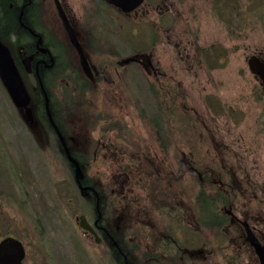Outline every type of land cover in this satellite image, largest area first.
Returning <instances> with one entry per match:
<instances>
[{"label":"rangeland","instance_id":"obj_1","mask_svg":"<svg viewBox=\"0 0 264 264\" xmlns=\"http://www.w3.org/2000/svg\"><path fill=\"white\" fill-rule=\"evenodd\" d=\"M67 1L73 9L71 18L75 19L72 21L69 18V20L77 24V30L80 31L79 40L89 61L95 66L99 65L104 72L106 69L108 74L107 82L102 81L100 84L102 87L106 86L111 80L117 83L118 90L104 92L97 86L98 83L88 86L83 84L84 80L74 71L73 74H68V63L63 61V57H67L69 49L66 51L63 42L65 33L53 1H48L46 5L42 1L40 6L38 5L36 15L53 38L64 45L54 51L59 57L60 67L67 66V68L54 80L50 79L59 97L64 138L69 148L75 146L76 152H79L77 155L80 158L83 177L85 176L90 185L101 190L105 199L115 204L112 209L118 214L119 230L116 231V240L128 244V249L132 247V252L140 264H248L245 253L235 257L230 251L224 250L217 257L211 253L205 258L206 252L212 251L208 247L198 257H192L187 253L186 257H181L179 261L178 248L173 246L172 242L163 243L165 246L159 248L165 253L162 257L154 256L156 252L152 251V248H158L159 240L157 239L155 243L153 240L163 232L169 231L174 237L177 236V220L169 214V211L174 213L177 201L182 207L179 211H182L184 219V246L188 250L192 247L200 248V241L196 244L190 241L193 240L192 236L195 233L193 227L197 226L198 221L194 212L205 213L206 209H203L201 204L206 198L202 199L205 195L201 192L200 195L198 194L201 187L197 184L198 179L194 181L182 173L186 169L185 163L188 160H184L186 158L181 152L187 154L196 166L212 163L215 166L213 173L218 177L224 171H229V168H234L235 163L232 159L237 158L240 152L238 143L232 146L231 142H236V138L240 135L246 139L249 136L247 132L250 126L254 124L255 116L263 113L262 101L257 102V97L251 95V88L256 84L248 74L246 55L243 52L249 44L253 47L258 45L264 50V20L259 19L261 23L257 24L248 19L252 16L255 7L264 5V0H238L240 11L247 17L245 21L242 19L241 23L237 18L240 16L235 15V10L228 8V13L231 14L228 17L230 29L233 31L229 33L230 35H227L228 32L224 29H216L215 25L210 32L209 27L203 24L201 36L205 33L208 38L204 43L209 44L218 40L224 43L226 52L219 54L203 49L201 51L199 48L198 51H192L188 58L185 54L181 63L167 45V39L173 32L169 30L157 36L154 33V20L146 22L139 17H125L120 11L106 5L96 7L94 0ZM31 20H34L33 17ZM182 22L184 23L178 27V31L187 32L186 34L190 36L189 21ZM201 23L202 19H199L197 24L201 25ZM148 28V33L153 39L149 45L146 34ZM1 29L2 26L0 33ZM37 29H42L45 35L50 37L44 26L37 24ZM5 40L12 44L13 50L16 51L14 48L18 44L16 35L13 38L5 36ZM21 40L22 43H28L25 36H22ZM147 50L152 51L154 58L160 61L159 70L163 74L160 79L175 76L174 84L165 81L161 86L167 84L166 86L155 85L154 89H148L150 79L140 68L141 66L130 64L126 68L119 69L120 67L116 65L117 57L123 58L131 53ZM70 52L74 65L79 63L77 53L72 50ZM215 54L219 58L227 57L224 64L213 59L217 57ZM193 61L194 65H192ZM23 79L29 92L34 96L35 92L39 91L34 77L25 74ZM3 94L5 95L6 92L0 85V130L7 124L6 116H1L3 108L6 111L12 108L14 112L12 117L15 118L13 123H21L16 120L19 116L15 108H7L3 105L5 101ZM152 113L161 123L158 129L160 134L158 142L153 139L155 136L150 131L149 121L146 122V118ZM103 116L109 117V124H112L110 132H116V135L112 136L116 142L115 148L123 146L118 135L120 125L123 126L122 135L127 139L124 148L130 152L127 153L128 158L124 154H111L113 150H105L104 156L102 151L95 154L97 149L95 143L100 139L105 140L106 125L103 124L102 119H99ZM13 123L11 121L12 125ZM235 125H239L237 132ZM71 137H75V144L71 143ZM169 140L170 143L176 144L178 158L176 174L177 166L174 165L172 147L163 149L156 145L158 143L168 145ZM33 142L32 140L31 143ZM246 147V143L242 142L241 148L244 150ZM259 151L257 156L249 152L243 153L246 162L256 168L253 169L256 180H258L256 173H262L260 179L264 178V143ZM213 160L215 162H210ZM39 161L33 170L34 178L29 179L34 182L35 195H32L28 202L33 206L34 213L30 212L31 215L24 210L21 211L23 214H20L21 223L27 228L34 227L30 224L32 221L36 225L37 220L43 221L45 228L42 234L43 241L41 239L40 244L37 245L42 246L51 255L49 258L52 256L53 258L42 262L38 260V264H121L107 242L102 240L101 244H96L83 238L78 232L74 217L82 212L90 222H93L94 201H91L92 194L89 197H84L81 191L79 194L74 173L68 163L64 164L59 156L55 159L49 157L47 161H43L46 163L44 165ZM126 163L128 170H125ZM45 166L47 167L43 169ZM233 180L236 183V179ZM11 189V185L5 183V190ZM163 198H166L167 205H162L164 210H161L157 206ZM249 199L250 197L245 201ZM66 200L74 201L73 205L70 204L67 216L58 209L60 205L66 203ZM51 202L55 207L54 211L48 206ZM262 202H255L260 209ZM11 204L15 208L13 210L19 208L18 202ZM26 209L29 208L26 206ZM52 212L56 213L59 219L54 218ZM262 214L264 215V210ZM62 218L69 232H64L60 227ZM152 219L155 224L153 229L149 226V221ZM117 222H114L113 226ZM200 227L203 233L198 239L206 245L211 243V239L215 240L208 228ZM55 254L59 257L56 258ZM253 264H256L255 261Z\"/></svg>","mask_w":264,"mask_h":264},{"label":"flooded vegetation","instance_id":"obj_2","mask_svg":"<svg viewBox=\"0 0 264 264\" xmlns=\"http://www.w3.org/2000/svg\"><path fill=\"white\" fill-rule=\"evenodd\" d=\"M42 1H44V5H46V3L51 0H0V26H2L0 41L8 48L9 54L13 59L14 65L17 67L24 86L26 85L23 75L28 74L31 75V77H34L35 83L39 88V91L35 92V95L33 96L26 86L29 97L28 106L31 108V115L28 116L25 113V109L17 108L12 103L7 90L0 80V85L3 91L6 92L5 95L3 94V98L5 99V101L2 100L4 102L3 105L7 108H15L16 113L19 116L16 120L18 123L21 122L19 124L13 123V119L15 118L12 117L14 114L11 110L12 108L10 111H6L5 108L2 109L1 116H6L5 119L7 124L4 126V129L0 130V244L8 238H12L19 243L23 249V256L20 259L19 264H38V260L42 262V260H52L53 258V256L49 258L51 255L48 254L42 246L37 245L40 244L41 239L43 241L42 234L45 229L42 224L43 221L39 222L37 220V225L32 221V223H30L34 226L32 228L30 226L28 228L26 226L24 227L21 223L22 218L20 217V214H23L24 210L29 214H31L30 212L34 213L33 206L28 203L29 198L32 197V195H35L33 192L34 182L29 181V179L34 178L35 172L33 170L35 166H37V162L39 160L47 161L49 157L55 159L59 156L60 159L64 161V164L66 162L68 163L70 170L74 173V180H76V164H78L79 169H81L80 158H78L77 155L79 152H76L75 146L72 147V149L69 148L70 146L64 138V128L62 127L60 117L59 97L56 89H53L51 83L52 79L54 80L57 75L63 74L67 68V66H64V68L60 67L58 60L59 57L54 51V49H60L64 45L56 38H53V35L48 31L45 24L37 17L36 10ZM52 1L65 33L63 42L66 45V51L69 49L67 51V57H63V61L68 63V74H73L72 72L74 71L84 80L85 83L83 84L90 86L98 83L97 86H99L100 90H103L104 92L118 90L117 83H113L111 80H109L110 83L106 86L102 87L100 84L102 81L107 82L108 74H106V69L104 72L99 65L95 66L89 61L87 54L84 51V47L79 40L80 31L77 30V24L71 22L73 9L68 4V1ZM94 1L96 7L106 5L109 8L116 9L123 13L120 8L110 5L106 0ZM13 5H15L16 14L13 22L7 24L9 20L6 11L8 9L11 10ZM58 7L63 11L68 20L72 31H74L76 41H78L80 45V51L83 53L86 62H88L89 69L86 72L81 66L80 54L70 40L69 31H67L63 20L60 18ZM230 7L235 10V15L240 16L237 17L239 18V23H241L242 19L245 21V18L247 17L242 11H240V2L238 0H142L134 10L123 14L125 17H139L145 19L146 22H148V20H154V33H156L157 36L161 35L162 32L166 33L169 30L173 32L167 39V45L171 48L174 57L181 63L185 54L186 58H188L192 51H198L199 48L201 51L203 49L212 52L214 51L219 54L226 52V46L218 40L205 44L204 40H207L208 38H206L205 33L202 37L201 33L203 32L204 25L209 27L210 32L215 25L216 29H224L228 32L227 35H230L229 33L233 32L230 29L231 27L228 19V17L231 16V14H229L230 12L228 13V8ZM151 15L154 17H151ZM251 15L252 16L248 17V19L253 20V23H261L259 22V19L264 20V5L255 7L253 14ZM31 17H33L34 20H31ZM69 18L71 20H69ZM199 19H202L201 25L197 24ZM186 20L189 21L191 26V37L186 34L187 32L183 33L181 30L178 31V27L184 23L182 21ZM3 22L7 23L4 24ZM37 24L44 26L47 32H49L50 37H47L42 29L38 30ZM148 30L149 28L146 33L148 43L146 40L145 42L149 45V43L153 42V39L148 33ZM15 35L19 44L18 45L14 42V44H16L14 47L16 51L13 50L12 44H9L5 40V36L13 38ZM22 36H25L28 39V43H22ZM70 50L77 53L79 63L74 65L73 56ZM149 50L145 52L131 53L123 58L117 57L118 60L116 65L120 67L119 69L126 68L130 64L141 66L140 68L146 72L150 79L148 80V89H154L155 85L161 86L165 81L173 82L174 84L175 76H171L168 79H160L163 75L159 70L160 61L155 59L153 52ZM243 54L246 55V66H248L249 60L254 62L257 61L264 65V50L260 49L258 45H255V47L250 44L246 45ZM213 59L220 64H224L227 57L219 58V56H217ZM126 60H128V63L125 62ZM192 65H194V61ZM190 66L191 65L189 64V67ZM248 70V74L252 77L254 84H256L254 88H251V95L257 97V102L259 100L262 101L261 108L263 109V113H259V115L255 116L254 124L250 126L247 132L249 136L246 139L244 136L240 135L236 138V142H231L232 146L238 143L240 149L237 158L232 159L235 163L234 168H229V171H224L217 177L213 173L215 171V166H213L212 163L204 166H196V164L187 157V154L181 152L186 158L184 160H188L185 163L186 169L185 171H182V173L188 175L194 181L198 179L197 184L201 185L198 194L200 195L201 192L205 196L207 195V197H202V199H206L205 202L201 204L202 208L206 209L205 213L194 212L198 221L197 226L193 227L195 233L192 236L193 240L190 241L194 244L199 243L200 241V248L192 247L188 250L184 246V219L182 218V211H179L182 207L179 206V201H177L175 210L172 207L174 213L169 211V214L173 215V217L176 218L175 220H177L178 234L174 237L173 234L168 231L163 232L159 237L154 238V243L157 239L159 240L158 248H156L158 250L152 248V251L156 252L154 256L157 258L165 255L163 251L159 250L160 247L162 248L165 246L163 243L168 244V242H172V245L178 248L177 253L179 261H181V257L185 258L187 253L192 257H198L204 253V250H206L205 248L209 247L212 251L206 252V255H204L205 258L209 257L211 253L215 254L217 257L220 253L222 254V252L226 250L227 252L230 251L232 256L235 257L245 253L248 264H253L254 261L256 264H260L259 257H257L255 247H253L252 243L254 240V242L264 250V215L262 214L264 210V178L260 179L262 173H256L258 180L255 179V172H253V169L256 168L246 162L243 153L249 152V154L251 153L257 156L260 152L259 150L262 143H264V72L259 74L252 73L249 66ZM166 85L167 84H163V86ZM257 102H255V104H257ZM154 116L155 115L152 113L146 118V122L149 121L150 131L155 136L153 139H156L158 142L160 137L158 129L161 127V123H159ZM108 118V116L99 118L102 119L103 124L106 125V132L104 133L105 140L101 141L100 139L95 143V147L97 148L95 154L102 151V156H104L103 154L105 150H113L111 154H124V156L128 158L127 153L130 152H128L127 148H124L126 146L125 144H127V139L122 135L123 126L120 125L118 130L119 139L123 146L115 148L114 146H116V142L112 136L116 135V132H110V126H112V124H109ZM11 121L13 125L11 124ZM238 128L239 125H235L236 132L238 131ZM239 133L241 134V131H239ZM148 138L152 140L149 136ZM32 140L34 141L33 143H31ZM242 142L246 143L247 146L244 150L241 148ZM71 143L75 144V137H71ZM162 144L163 145H160L158 143L156 145H158V148L161 146L163 149H166L170 146L173 149V161L174 165L177 166L175 170L176 174L178 172L176 144L170 143V140L168 141V145L165 143ZM66 149L69 156L74 159V161L67 157ZM241 150H243V153ZM43 161L39 162H42L43 165L46 164ZM210 162L215 161L213 160ZM124 165L126 166H124L125 170H128V163ZM46 167L47 166L43 169ZM224 168L226 167L224 166ZM81 173H83L82 169ZM233 179H236V183ZM81 180L80 186L79 182L76 180L77 190H79V194L81 191L84 197H89V195L92 194L93 198L91 201H94L95 218L93 219V222H90L82 212L75 216L74 222L76 223L78 232L83 238L85 237L87 240H91L96 244H101L102 240L107 242L113 249L114 253H116L121 264H140L138 258L134 256V252H132V247L128 249V244L125 245L124 243L119 242L118 239L116 240V231L119 230L117 222L118 214L112 209L115 204L112 201L105 199L101 190L90 185L85 176L83 177L82 175ZM5 183L10 184L12 189L5 190ZM161 195L164 196L163 194ZM23 197L26 199L24 200ZM249 197L250 199L246 202L245 199H248ZM165 199L166 198H163L157 206L161 210H164L162 205H167ZM239 200L240 203H238ZM258 201H263L261 209L258 208L255 203ZM15 202L19 203V208L16 209V211L19 212L13 210L15 208L12 207L11 203ZM65 202L66 203L60 205L58 209H61V212L67 216L70 204L73 205L74 201L66 200ZM26 206L29 208L28 210L26 209ZM48 206L52 207L51 209L54 211L55 207L52 202L49 203ZM82 215L85 217L86 222H88L89 229L85 230L79 226L78 218ZM55 217L59 219L56 213H54V218ZM199 217H203V219L200 220ZM34 218L35 217H33V219ZM114 222H117L115 226H113ZM149 226L151 229L155 227L153 219L149 221ZM200 226L208 228L213 238H215L214 241L211 239L210 244L206 245L205 242L198 239L203 233ZM60 227L64 232H69V228L67 227V224L64 223L63 218L60 222ZM151 236L152 234H150L149 237ZM177 253H175V255ZM55 256L56 258L59 257L58 254H55Z\"/></svg>","mask_w":264,"mask_h":264},{"label":"water","instance_id":"obj_3","mask_svg":"<svg viewBox=\"0 0 264 264\" xmlns=\"http://www.w3.org/2000/svg\"><path fill=\"white\" fill-rule=\"evenodd\" d=\"M142 0H106L112 6H116L121 9L123 13H128L136 8L137 5L141 3ZM60 11V18L63 20V23L69 31L70 40L75 45L77 51L80 54V62L83 70L86 72L88 71V62L80 51V45L78 41H76L74 31H72L71 26L66 19L63 11ZM128 63V60L125 61ZM248 66L250 67V71L255 74H259L264 72V65L258 63L257 61H248ZM0 80L7 90L9 97L11 98L12 103L20 109H25L26 115H31V108L29 105V97L27 94L26 86H24L21 76H19L18 70L16 65H14L13 59L9 54L8 48L1 43L0 41ZM67 157L72 159L66 149ZM75 179L79 182V186L81 185L82 173L81 169H79L78 164L75 166ZM79 226L83 229H89V224L86 222L85 217L82 215L78 218ZM98 242V240H97ZM252 242V241H251ZM253 247H255V251L257 257H259V263L264 264V250L253 240ZM23 256V249L19 245L18 242L13 240L12 238H8L4 242L0 244V263L1 264H19L20 259Z\"/></svg>","mask_w":264,"mask_h":264},{"label":"trees","instance_id":"obj_4","mask_svg":"<svg viewBox=\"0 0 264 264\" xmlns=\"http://www.w3.org/2000/svg\"><path fill=\"white\" fill-rule=\"evenodd\" d=\"M7 17H8V20L9 22H3L4 24L7 23V24H11L13 22V19L15 17V14H16V8H15V5H13L12 9L11 10H7ZM24 19V18H23Z\"/></svg>","mask_w":264,"mask_h":264}]
</instances>
